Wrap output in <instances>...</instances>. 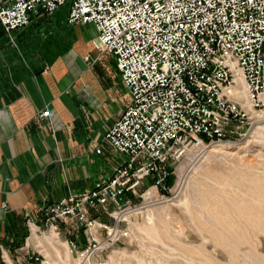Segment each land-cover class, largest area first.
Segmentation results:
<instances>
[{
    "label": "built area",
    "instance_id": "built-area-1",
    "mask_svg": "<svg viewBox=\"0 0 264 264\" xmlns=\"http://www.w3.org/2000/svg\"><path fill=\"white\" fill-rule=\"evenodd\" d=\"M66 5L69 24L94 27L95 49L112 56L126 90L128 103L104 135L123 159L108 177L26 221L31 232H83L85 246L70 243L86 259L128 234L121 223L143 187L168 192L182 158L228 140L264 106V0H0V26L14 37ZM4 262L46 264L36 250Z\"/></svg>",
    "mask_w": 264,
    "mask_h": 264
},
{
    "label": "crops",
    "instance_id": "crops-1",
    "mask_svg": "<svg viewBox=\"0 0 264 264\" xmlns=\"http://www.w3.org/2000/svg\"><path fill=\"white\" fill-rule=\"evenodd\" d=\"M67 17V5L36 17L14 41L0 26V248L24 240L28 212L89 189L123 159L104 139L126 106L123 82L103 85L93 63L112 56L95 49L93 26Z\"/></svg>",
    "mask_w": 264,
    "mask_h": 264
},
{
    "label": "rangeland",
    "instance_id": "rangeland-1",
    "mask_svg": "<svg viewBox=\"0 0 264 264\" xmlns=\"http://www.w3.org/2000/svg\"><path fill=\"white\" fill-rule=\"evenodd\" d=\"M101 61L93 65L107 86L118 73L110 56ZM124 99L126 105V94ZM250 115L223 141L228 145L216 143L182 158L168 192L143 187L121 223L128 234L115 245L84 259L70 243L74 238L79 248L85 246L83 232L76 237L50 227L36 232L33 226L35 235L27 226L24 240L2 243L0 264L28 250L42 252L46 264H264V106ZM13 243L20 246L13 249Z\"/></svg>",
    "mask_w": 264,
    "mask_h": 264
},
{
    "label": "bare ground",
    "instance_id": "bare-ground-1",
    "mask_svg": "<svg viewBox=\"0 0 264 264\" xmlns=\"http://www.w3.org/2000/svg\"><path fill=\"white\" fill-rule=\"evenodd\" d=\"M237 90V92L240 94V96L244 99V100H246V103L247 104H249L250 105V103H249V101L247 100V96H246V93H245V91L244 90H238V89H236ZM255 111H257V110H255ZM229 144V142L228 143H226V142H221V144H216L217 146H225V145H228ZM215 147V145H210V146H208L207 148H205V149H201V152H205L207 149H209V148H211V147ZM200 150V149H199ZM186 177H187V174H184L182 177H181V179H180V181H179V187H180V189L182 188V186H183V184L185 183V180H186ZM179 189V190H180ZM34 233V232H33ZM35 235H36V233H34Z\"/></svg>",
    "mask_w": 264,
    "mask_h": 264
},
{
    "label": "trees",
    "instance_id": "trees-1",
    "mask_svg": "<svg viewBox=\"0 0 264 264\" xmlns=\"http://www.w3.org/2000/svg\"><path fill=\"white\" fill-rule=\"evenodd\" d=\"M172 178H173V175L171 174V176H170L169 179H168V185H169V186H171ZM27 231H28V230H27ZM28 235H29L28 232L24 233V234H23V238H26ZM19 246H20V244H17V243L14 244V243H13V244L11 245V248L15 249L16 247H19Z\"/></svg>",
    "mask_w": 264,
    "mask_h": 264
}]
</instances>
